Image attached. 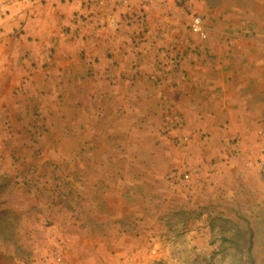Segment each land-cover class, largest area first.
I'll return each instance as SVG.
<instances>
[{"label": "crops", "instance_id": "obj_1", "mask_svg": "<svg viewBox=\"0 0 264 264\" xmlns=\"http://www.w3.org/2000/svg\"><path fill=\"white\" fill-rule=\"evenodd\" d=\"M156 10L139 35L127 32L132 24L118 25L122 13L135 20V10L119 8L112 23L82 0L0 2V118L11 125L0 127V231H42L43 181L16 182L12 157L31 154L29 130L44 119L55 141L53 168L68 175V219L84 231H111L107 251L129 245L135 231H157L149 221L167 224L177 214L195 221L199 210L218 219L232 207L264 206V182L244 167V154L218 161L238 134L259 139L257 130L245 134L246 125L264 127V37H236L229 47L213 32L202 45L209 51L181 53L175 68L169 58L178 52L164 48L182 41L154 34L163 17ZM164 66L170 72L156 82ZM174 125L190 138L193 163L218 164V185L172 186L168 173L184 162L164 132ZM78 204L84 217L73 216Z\"/></svg>", "mask_w": 264, "mask_h": 264}, {"label": "rangeland", "instance_id": "obj_2", "mask_svg": "<svg viewBox=\"0 0 264 264\" xmlns=\"http://www.w3.org/2000/svg\"><path fill=\"white\" fill-rule=\"evenodd\" d=\"M12 1L26 0H0L3 4ZM162 2L168 7L160 6ZM82 3L91 10V14L104 10L107 22L113 20L112 23L116 22L119 8L135 10V20L122 13L118 25L125 23L129 27L132 24L127 32L133 31L139 35L146 32L148 11L159 9L163 17L156 18L157 33L154 34L176 37L180 43L182 41V44L175 43L174 46L169 45V49L164 48L165 52L171 54L178 52L169 56L175 68L181 53L187 55L209 51L210 47L202 45L208 43L213 32L227 37L224 40L229 47H234L232 40L236 37H264V0H154L151 5H144L139 0H132L128 4L110 0L99 9L92 8L86 0H82ZM212 10L215 12L210 16ZM193 14L201 18L205 37L191 29L190 19ZM191 38H197V41ZM164 67V72L158 73L160 70H157L154 73L153 79L156 82L167 71L170 72V68ZM18 90L26 93L23 86ZM5 126L11 128L7 122L1 123L0 118V127ZM178 126L174 125L172 130L164 131L183 152L184 157L183 164L168 173L172 186L193 190L207 183L218 185L219 179L215 175L218 164L212 161L209 167L205 163H193L189 152L190 138L181 133ZM253 126L246 125V133H243L250 135L257 130L259 139L250 135L248 140L238 134L227 145L224 158L221 156L218 161L234 162L244 154V167L256 169L259 179L264 182V127ZM29 131L31 134L25 147L31 154L23 157L24 160L12 157L16 167L15 180L37 184L40 183L39 178L42 179L43 185L38 190L44 199L43 208L46 209L41 225L43 228L42 231H0V264H264V206L260 204L254 207L243 204L242 211L240 207V210L229 208L228 216H220L218 219H211L209 214L199 210L195 221L188 219L185 222L181 220L180 214L172 215L167 224L162 220L149 221V224L158 226L157 231H135L136 235L129 245L124 244L117 251H107L104 249L106 243H109V247L114 245L111 242L115 235L111 231H84L82 223L74 219L73 225L72 220L68 219L70 216L67 209L72 208L66 203L68 175L53 168L58 163L51 155L55 141L49 135L52 129L48 122L45 119L38 121ZM66 144V141L62 144L63 149ZM40 164L43 169L41 173L37 168ZM186 173L190 174L188 181L183 179ZM50 207H53L52 210ZM56 207L57 212L52 216L50 212ZM77 209L73 216L84 217L83 204H78ZM252 210L262 218L252 216Z\"/></svg>", "mask_w": 264, "mask_h": 264}, {"label": "built area", "instance_id": "obj_3", "mask_svg": "<svg viewBox=\"0 0 264 264\" xmlns=\"http://www.w3.org/2000/svg\"><path fill=\"white\" fill-rule=\"evenodd\" d=\"M26 1H32V0H26ZM110 0H86V2L93 7H105V5L109 2ZM117 2L123 3V4H128L130 1L132 0H115ZM142 4L144 5H151L154 0H139ZM163 7H168V5L164 2L160 3V6ZM190 27L191 29L196 32L199 33L201 36L205 37V29L202 26V22H201V18L199 16H195L194 14L191 16L190 19ZM184 180H189L190 179V174L186 173L184 175Z\"/></svg>", "mask_w": 264, "mask_h": 264}]
</instances>
